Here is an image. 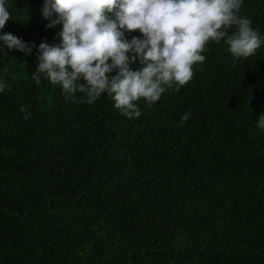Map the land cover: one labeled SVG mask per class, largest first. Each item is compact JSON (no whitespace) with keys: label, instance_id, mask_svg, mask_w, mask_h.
Segmentation results:
<instances>
[{"label":"trees","instance_id":"obj_1","mask_svg":"<svg viewBox=\"0 0 264 264\" xmlns=\"http://www.w3.org/2000/svg\"><path fill=\"white\" fill-rule=\"evenodd\" d=\"M44 3L5 0L0 31L35 46L0 41V264H264V44L237 59L210 42L189 83L129 119L32 80L39 44L61 43ZM241 15L264 39V0Z\"/></svg>","mask_w":264,"mask_h":264},{"label":"clouds","instance_id":"obj_2","mask_svg":"<svg viewBox=\"0 0 264 264\" xmlns=\"http://www.w3.org/2000/svg\"><path fill=\"white\" fill-rule=\"evenodd\" d=\"M241 8L242 0H45L46 27L62 24L61 43L39 44L32 80L39 85L44 77L61 86L72 102H81L78 92L89 104L107 94L121 114L138 118V101L151 106L166 90L179 91L191 81L210 42L223 41L237 59L256 53L264 39ZM9 19L0 0V30ZM137 30L140 37L125 38V32ZM0 41L29 55L35 46L2 31ZM4 88L0 83V91ZM21 111L26 112L23 106ZM188 119L187 113L181 118ZM257 127L264 130V113Z\"/></svg>","mask_w":264,"mask_h":264}]
</instances>
